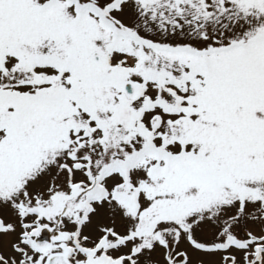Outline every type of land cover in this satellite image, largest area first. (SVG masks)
Listing matches in <instances>:
<instances>
[{
  "label": "snow or ice",
  "instance_id": "6c2138e0",
  "mask_svg": "<svg viewBox=\"0 0 264 264\" xmlns=\"http://www.w3.org/2000/svg\"><path fill=\"white\" fill-rule=\"evenodd\" d=\"M0 264H264V0H0Z\"/></svg>",
  "mask_w": 264,
  "mask_h": 264
}]
</instances>
